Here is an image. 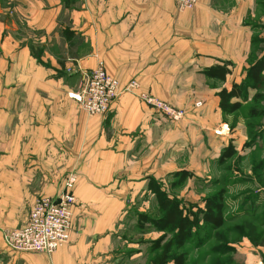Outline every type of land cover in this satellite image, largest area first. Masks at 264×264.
<instances>
[{
  "label": "crops",
  "instance_id": "obj_1",
  "mask_svg": "<svg viewBox=\"0 0 264 264\" xmlns=\"http://www.w3.org/2000/svg\"><path fill=\"white\" fill-rule=\"evenodd\" d=\"M263 55L264 0L187 10L176 0H0V264H152L163 232L139 217L160 216L150 181L201 201L171 193L172 183L182 171L202 177L230 143L238 150L219 93ZM100 63L140 87L89 115L76 96ZM224 64L225 79L206 75ZM147 92L184 108V119L147 104ZM72 174L69 242L52 254L11 248L4 231Z\"/></svg>",
  "mask_w": 264,
  "mask_h": 264
},
{
  "label": "rangeland",
  "instance_id": "obj_2",
  "mask_svg": "<svg viewBox=\"0 0 264 264\" xmlns=\"http://www.w3.org/2000/svg\"><path fill=\"white\" fill-rule=\"evenodd\" d=\"M254 92L251 87L247 103L232 114L229 124L242 142L237 154L224 163L218 159L202 177L170 191L184 195L193 192L201 200L195 205L204 207L205 197L225 190L224 225L218 229L203 225L183 250L185 264H264V87L255 92L260 94L257 101ZM178 108L185 117V109ZM239 123L243 125L240 132L235 130Z\"/></svg>",
  "mask_w": 264,
  "mask_h": 264
},
{
  "label": "built area",
  "instance_id": "obj_3",
  "mask_svg": "<svg viewBox=\"0 0 264 264\" xmlns=\"http://www.w3.org/2000/svg\"><path fill=\"white\" fill-rule=\"evenodd\" d=\"M176 3L179 10H187L194 8L198 0H176ZM85 77L84 88L76 99L89 115L107 114L115 99L125 92H134L139 87L137 81L128 82L124 86L107 72L103 63L86 73ZM141 98L174 121L184 117L182 109L157 97L143 93ZM77 179L74 174L67 177L62 192L54 197H41L35 202L25 224L5 230L8 245L18 251L45 254H52L66 245L70 240Z\"/></svg>",
  "mask_w": 264,
  "mask_h": 264
},
{
  "label": "trees",
  "instance_id": "obj_4",
  "mask_svg": "<svg viewBox=\"0 0 264 264\" xmlns=\"http://www.w3.org/2000/svg\"><path fill=\"white\" fill-rule=\"evenodd\" d=\"M209 77L225 79L230 73L227 64L217 65L205 70ZM253 88L259 92L264 87V55L252 62L247 71L246 79L241 83H234L231 90L222 89L219 93L220 107L226 114H233L243 107V102L247 100L248 91ZM234 98L239 100L233 101ZM260 94L256 93L254 100H259ZM237 154L235 146L230 143L224 148L219 162L224 163ZM177 181L172 183V187L183 184L192 173L188 171L178 172ZM153 179L149 187L156 194L160 216L151 217L146 214H139V217L149 222L156 230L163 234L153 242L152 251L155 255L152 264H185V246L191 242L196 233L203 225L218 229L224 225L225 204L222 189L212 196H207L203 200L204 207L198 205H188L176 197H171L168 192L162 189L161 185H154ZM157 184V183H156ZM141 225V223H140ZM171 235V236H169Z\"/></svg>",
  "mask_w": 264,
  "mask_h": 264
}]
</instances>
